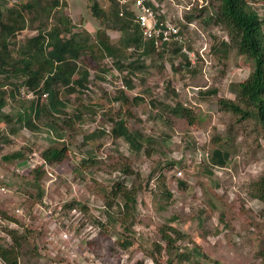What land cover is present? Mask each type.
<instances>
[{"label": "rangeland", "instance_id": "rangeland-1", "mask_svg": "<svg viewBox=\"0 0 264 264\" xmlns=\"http://www.w3.org/2000/svg\"><path fill=\"white\" fill-rule=\"evenodd\" d=\"M25 1L0 0V7H19ZM63 1L75 30L96 38L104 24L93 16L87 0ZM174 1L182 7L189 0ZM100 5L109 11L108 4ZM210 6L215 14L217 3ZM167 7L170 15L178 14L173 5ZM253 8L264 17V0ZM43 14H27V28L10 39L14 57L28 40L47 37L54 29L60 15ZM8 17L14 18H3ZM204 21L194 20L188 37L192 67L170 48L161 57L144 59L147 74L135 77L132 90L112 59L99 65L108 73L98 81V63L83 53L79 65L90 72L88 90L63 94L69 115L35 119V130L16 121L33 100L23 84L26 77L17 82L0 75V89L7 93L4 113L14 117L12 124L0 122V237L11 242L9 230L27 236L20 264H179L175 255L185 249L199 252L194 262L200 264H264V200L252 196V185L264 175V132L255 119L244 120L219 106L221 99L236 100L231 88L249 78L254 62L234 48L226 52L223 42H231L229 34ZM110 36L115 41L118 33ZM15 85L21 89L14 99ZM214 90L217 95L207 93ZM120 91L127 99L120 100ZM137 97L144 102L137 103ZM153 99L170 108L182 104L192 111L195 123L154 107ZM77 110L79 115L73 116ZM111 119L125 120L130 131L141 132L150 143L136 154L124 139L113 137ZM63 144L69 148L67 159L46 165L43 152ZM221 146L231 153L229 163L211 169L209 159ZM19 151L24 159L6 160ZM171 162L176 165L167 166ZM159 175L172 194L168 205L160 195ZM118 183L135 196L136 206L113 194ZM71 203L78 205L66 206ZM65 232L71 241L61 239ZM165 233L177 238L171 253ZM127 239L132 244L126 249L122 243Z\"/></svg>", "mask_w": 264, "mask_h": 264}, {"label": "trees", "instance_id": "trees-1", "mask_svg": "<svg viewBox=\"0 0 264 264\" xmlns=\"http://www.w3.org/2000/svg\"><path fill=\"white\" fill-rule=\"evenodd\" d=\"M92 14L95 18L101 19L104 28L97 31L94 38L87 31H76L71 23L69 15L62 11L54 12L60 6L59 0H54L50 6H43L42 0H29L18 8L1 9L0 7V75L13 76L17 82L23 81L27 90L34 94L33 100L30 102L29 108L24 112H18L16 121L19 125L27 126L35 130L37 126L34 120H41L43 117L51 118L56 115H69L67 112L68 100H63L61 96L70 95L79 91H87L90 82V72L88 69L79 65L83 53L89 52L92 58L98 63V66L105 59H112L113 64L123 74L125 86L134 89V79L139 74H147L148 67L145 60L152 55L163 56L168 49L157 52L153 43H145L140 34L139 28L134 24L133 13L125 10V16H120L121 7L116 0L111 1L112 13L109 14L104 7L100 5L98 0H90ZM257 0H212L217 3L216 13L210 14L211 4L205 8H195L192 15H187L188 21L198 20L204 17L206 25H215L224 28L229 34L231 42H223L226 52L230 48L237 50L238 54L252 60L254 68L249 78L244 82L232 86V92L236 95V100L219 101L220 109L241 116L242 119L253 118L257 121L264 132V17H261L253 8V4ZM37 14H45L47 17L55 15L60 16L57 24L50 34L46 37L39 34L28 40L25 47L18 52V57H14L10 50V39L15 38L18 33L25 30L28 26L27 14H33V10ZM42 12V13H41ZM43 14V15H44ZM12 15L14 18H3ZM37 16V15H36ZM187 28V27H184ZM107 30H118L119 38L112 41ZM46 39L49 42H46ZM176 55H181L186 60V66L192 67V63L187 55H182L180 48L172 49ZM108 69L99 66V72L96 75L98 81H104ZM21 87L15 85V90L11 96L15 99L16 93ZM208 94L217 95L218 91H209ZM6 91L0 89V122L12 124L14 117L4 113L5 107L8 105ZM120 100H125L124 91H120ZM46 98V101L45 99ZM137 103L144 102L143 97L135 98ZM154 107L160 105L161 109L168 110L172 114L180 115L189 121L190 125L195 123V117L192 111L182 104H177L175 108H170L158 100L153 99ZM163 111V112H164ZM79 110L73 111V116H78ZM70 117V116H69ZM113 118V117H111ZM114 125L112 135L115 139H124L130 148L140 154L146 143H150L141 132L130 131L126 127L123 119H111ZM71 120H64L69 125ZM52 129L55 127L49 123ZM14 131V130H13ZM17 131V128H16ZM59 139L63 135L56 130ZM105 135L104 132H97ZM87 137L86 139H90ZM69 153L66 144L60 147H51L42 154V158L46 165L59 164L64 162ZM231 153L223 146L217 148L212 153L207 165L211 169L226 167L229 163ZM25 155L22 151L10 154L6 157L8 162L24 159ZM175 162H171L167 166H175ZM37 175L41 174V169L36 170ZM38 181V176L35 177ZM157 180L161 191V198L165 200L166 205L172 199V194L165 186V177L159 175ZM184 186L185 183H181ZM118 190L114 191V195H120L123 200L131 202L133 206L137 205L135 196L127 191L123 192L121 184L118 183ZM252 196L260 200H264V175L252 185ZM43 192H40L42 198ZM78 205V203L67 204L69 208ZM178 232L176 231V234ZM8 236L11 242H7L0 237V256L8 264H20L22 241L26 240L25 236H19L18 231L9 230ZM125 240L122 247L128 248L132 242ZM164 240L168 244V251L175 249L177 238L165 233ZM200 255L196 250L185 249L182 253L175 255V260L179 264H200L194 262V254ZM193 262V263H191ZM172 264V261L170 262Z\"/></svg>", "mask_w": 264, "mask_h": 264}, {"label": "built area", "instance_id": "built-area-1", "mask_svg": "<svg viewBox=\"0 0 264 264\" xmlns=\"http://www.w3.org/2000/svg\"><path fill=\"white\" fill-rule=\"evenodd\" d=\"M120 7V16H125V10H129L133 15V22L138 26L140 34L145 43H153L157 52L164 49L180 48L182 55H187L192 61L194 55L189 47V34L195 28L194 21H188L186 16L192 12L193 8L197 6L199 9L205 8L204 2L206 0H189L185 1L182 7L176 4L173 0H116ZM170 3V4H168ZM173 3V4H172ZM169 5H173L178 10L176 13L170 15L168 12ZM209 6V5H208ZM189 12V13H187ZM187 27V28H184ZM207 51V47L201 50V54ZM25 92V90H22ZM29 97L34 98V94L30 91ZM20 213V210H17ZM61 239L71 241L68 233H63ZM0 264H8L0 256Z\"/></svg>", "mask_w": 264, "mask_h": 264}, {"label": "crops", "instance_id": "crops-1", "mask_svg": "<svg viewBox=\"0 0 264 264\" xmlns=\"http://www.w3.org/2000/svg\"><path fill=\"white\" fill-rule=\"evenodd\" d=\"M99 2H104V3H106V4H108V6H109V11H107L106 9V11L109 13L110 12V14L112 13V7H111V1L110 0H98ZM27 2H29V0H27V1H25V3H27ZM87 2H88V4H90V7H91V1L90 0H87ZM18 7V6H17ZM106 6H104V8H105ZM18 8H20V7H18ZM68 4L67 3H65V1H63V0H60V6L58 7V8H56L55 10H54V12H62V11H64V12H66L68 9ZM37 10V9H36ZM36 10L34 9L33 10V14L34 15H38L37 13L38 12H36ZM67 13V12H66ZM99 30V29H98ZM97 30V31H98ZM96 31V32H97ZM107 32H108V35L110 36L111 35V33H118V37H117V39L115 40V41H117L118 40V38H119V31L118 30H107ZM90 33V32H89ZM91 35H92V33H90ZM111 37V36H110ZM112 39V38H111ZM112 41H114L113 39H112ZM169 50V49H168Z\"/></svg>", "mask_w": 264, "mask_h": 264}]
</instances>
